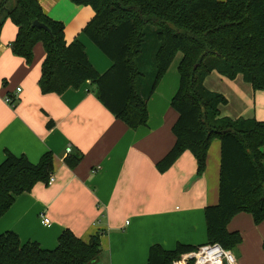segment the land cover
Segmentation results:
<instances>
[{"label": "trees", "instance_id": "1", "mask_svg": "<svg viewBox=\"0 0 264 264\" xmlns=\"http://www.w3.org/2000/svg\"><path fill=\"white\" fill-rule=\"evenodd\" d=\"M70 1L94 11L83 32L112 62L103 73L91 65L78 39L66 43L64 24L45 14L37 0H0V31L7 19L16 26L10 43L13 54L30 63L34 45L44 46L38 82L42 93L61 94L89 81L100 103L136 129L146 125L147 100L181 53L179 85L170 101L178 113L171 128L175 141L156 168L166 171L188 150L201 175L212 140L220 141L218 201L204 208L207 241L177 243L171 250L153 244L145 264H171L204 244L232 251L241 240L238 232L226 228L234 215L250 213L255 224L264 220V121L220 117L218 106L226 99L209 91L204 80L213 70L229 79L241 74L253 90H264V0ZM34 20L49 32L31 27ZM81 157L75 153L64 161L73 168ZM51 174V152L32 163L23 154L6 151L0 162V217L15 196L29 192L37 182L47 185ZM102 234L97 230L85 240L66 228L57 245L46 249L5 231L0 234V264H90L101 252Z\"/></svg>", "mask_w": 264, "mask_h": 264}, {"label": "crops", "instance_id": "2", "mask_svg": "<svg viewBox=\"0 0 264 264\" xmlns=\"http://www.w3.org/2000/svg\"><path fill=\"white\" fill-rule=\"evenodd\" d=\"M37 1L45 14L64 24L66 43L78 39L83 44L97 72L110 68L111 60L83 32L94 15L90 6ZM15 34L14 23L5 20L0 31V162L6 151L32 163L51 152L55 179L15 196L0 217V234L14 231L21 242L52 249L63 229L85 240L98 230L103 233L101 252L90 264H145L153 244L171 250L177 243H205L204 208L218 201L219 139L212 140L201 175L188 150L166 171L156 168L175 141L171 128L178 113L170 101L179 85L181 55L148 98L146 125L131 129L100 103L89 81L61 94L42 93L38 82L44 46L36 43L27 63L11 51ZM204 85L225 97L226 103L218 106L220 117L264 121V90H253L241 74L229 79L213 70ZM17 87L21 90L15 95ZM6 95L15 96L13 106L4 101ZM75 153L82 157L70 168L64 158ZM41 216L50 224L44 225ZM226 228L241 236L232 250L236 264H264V220L255 224L250 213L240 212Z\"/></svg>", "mask_w": 264, "mask_h": 264}, {"label": "built area", "instance_id": "3", "mask_svg": "<svg viewBox=\"0 0 264 264\" xmlns=\"http://www.w3.org/2000/svg\"><path fill=\"white\" fill-rule=\"evenodd\" d=\"M20 87L16 88V94L20 91ZM4 101L13 106L15 103V96L11 97L6 95ZM71 151V147L66 148V153ZM54 175L51 174L48 178L47 184H51L54 181ZM41 222L44 225H49L50 220L46 216H41ZM236 264V257L231 250L224 249L219 244H204L197 247L191 252L182 254L177 260H174L171 264Z\"/></svg>", "mask_w": 264, "mask_h": 264}, {"label": "water", "instance_id": "4", "mask_svg": "<svg viewBox=\"0 0 264 264\" xmlns=\"http://www.w3.org/2000/svg\"><path fill=\"white\" fill-rule=\"evenodd\" d=\"M31 27H38V28L44 29L45 31L49 32V28L44 23H42V22H40L38 20H34L31 23Z\"/></svg>", "mask_w": 264, "mask_h": 264}, {"label": "rangeland", "instance_id": "5", "mask_svg": "<svg viewBox=\"0 0 264 264\" xmlns=\"http://www.w3.org/2000/svg\"><path fill=\"white\" fill-rule=\"evenodd\" d=\"M177 55H181V53L179 54H177ZM152 65L149 63V64H147V68H150Z\"/></svg>", "mask_w": 264, "mask_h": 264}]
</instances>
